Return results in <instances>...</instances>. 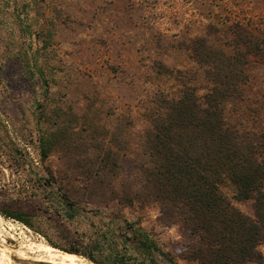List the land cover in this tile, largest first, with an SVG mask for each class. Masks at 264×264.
Returning <instances> with one entry per match:
<instances>
[{"label":"rangeland","instance_id":"374dc122","mask_svg":"<svg viewBox=\"0 0 264 264\" xmlns=\"http://www.w3.org/2000/svg\"><path fill=\"white\" fill-rule=\"evenodd\" d=\"M210 8V0H0V210L23 212L29 222L0 213V249L8 264H57L44 262V253L29 243L88 252L97 239L108 240L99 246L116 248L130 264H197L187 257L195 238L185 228L163 220L154 205L123 202L127 172L114 176L107 169L94 184L87 183L86 172L93 170L94 155L107 150L114 155L121 148L118 153L129 158L141 125L138 103L157 85L180 89L177 79L154 75L152 61L189 69L181 83L192 77L187 53L152 36L199 28L207 22L200 14ZM43 36L50 39L42 42ZM143 37L145 46L135 52ZM247 71L241 97L224 102V115L264 152V62L250 58ZM53 130L42 159L38 136ZM43 178L53 185H42ZM59 188L78 198L72 219L53 198ZM221 190L256 219L254 200L237 201L230 188ZM124 221L147 232L167 257L139 247ZM257 249L261 260L245 264H264V241ZM76 256L75 264L90 263Z\"/></svg>","mask_w":264,"mask_h":264},{"label":"trees","instance_id":"16d2710c","mask_svg":"<svg viewBox=\"0 0 264 264\" xmlns=\"http://www.w3.org/2000/svg\"><path fill=\"white\" fill-rule=\"evenodd\" d=\"M210 4L206 15L200 14L207 22L199 28L186 26L171 35L167 34L170 30H162L152 36L187 53L194 65L192 77L181 83L179 77L189 70L183 65L173 70L159 61L149 64L154 75L177 79L180 89L157 85L138 103L141 125L129 158L118 153L121 148L114 155L109 150L94 155L96 162L86 172L87 183H100L107 169L114 176L127 172L123 202L154 205L163 220L185 228L195 238L187 246V257L197 264L259 262L262 256L257 248L264 241V156L260 154L264 152L250 133L226 121L223 104L241 97L250 58L264 62V0H210ZM47 39L43 36L42 42ZM145 40L137 43L135 52L145 46ZM42 115L43 110H38L37 121ZM132 127L138 128L135 121ZM56 132L39 134L42 159L48 156L49 137ZM42 181V185H53L48 178ZM224 187L232 190L237 201L254 200L256 219L237 209L222 192ZM56 190L54 200L69 210L72 219L78 198L62 188ZM0 213L29 225L23 212L4 209ZM124 225L139 247L167 257L147 232L126 221ZM100 241L92 240L88 252L63 251L95 264H130L116 248L103 250ZM101 242L104 246L110 243Z\"/></svg>","mask_w":264,"mask_h":264},{"label":"bare ground","instance_id":"6f19581e","mask_svg":"<svg viewBox=\"0 0 264 264\" xmlns=\"http://www.w3.org/2000/svg\"><path fill=\"white\" fill-rule=\"evenodd\" d=\"M28 248L31 249V250H34V251L43 252L44 253V255H43L44 262L46 260L49 263L52 262V263H57V264H75V262L78 259L77 256L74 255V254H72V253L64 252V251H59V250H56V249H54V248H52V247H50L48 245H44L42 243H39V244H36V243H31L30 244L29 243ZM10 253H11V251H10ZM12 253H13V251H12ZM19 254H20L21 257H24L25 256V255L23 256L22 253H19ZM7 255L5 254V251L3 249H0V264H8V257H7ZM30 257H32V256H30ZM18 258H20V257H18ZM81 261H82V259H81ZM89 264H95V263H91L90 262Z\"/></svg>","mask_w":264,"mask_h":264}]
</instances>
